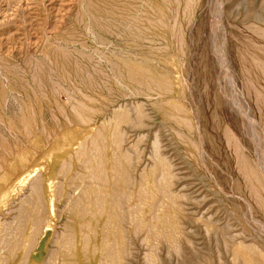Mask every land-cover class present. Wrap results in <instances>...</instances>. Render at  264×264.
Wrapping results in <instances>:
<instances>
[{
    "label": "rangeland",
    "instance_id": "obj_1",
    "mask_svg": "<svg viewBox=\"0 0 264 264\" xmlns=\"http://www.w3.org/2000/svg\"><path fill=\"white\" fill-rule=\"evenodd\" d=\"M0 184V264H264V0H0Z\"/></svg>",
    "mask_w": 264,
    "mask_h": 264
},
{
    "label": "bare ground",
    "instance_id": "obj_2",
    "mask_svg": "<svg viewBox=\"0 0 264 264\" xmlns=\"http://www.w3.org/2000/svg\"><path fill=\"white\" fill-rule=\"evenodd\" d=\"M87 12V11H86ZM89 13V12H88ZM99 20V19H98ZM99 29V28H98ZM140 31V30H139ZM56 64V63H55ZM81 119V118H80ZM80 121V120H79ZM82 130V129H81ZM77 132V130H76ZM75 132V130H69L66 131L64 133L61 134V136L58 138V140L56 141L55 145L53 147H51L45 154H44V158L51 163L52 165H55L59 159L63 156L66 155V153L69 152L70 149H73V147L75 146V144L77 143V141L79 140V136L83 135L85 132L84 131H80L79 134H77ZM78 148V147H77ZM79 149V148H78ZM28 152V151H27ZM23 156V155H22ZM25 159V156H24ZM26 161V160H25ZM11 176V175H10ZM9 178V177H8ZM5 180V179H4ZM20 180V179H19ZM17 180V181H19ZM37 181V180H36ZM10 183V182H9ZM22 182H18L17 184H21ZM24 184V183H22ZM48 191L51 195L52 193V184L48 183ZM81 184V183H80ZM1 185V184H0ZM14 186V183H13ZM12 186V187H13ZM19 186V185H18ZM23 186V185H22ZM11 190V189H10ZM36 191V190H35ZM8 192V191H7ZM6 192V194H7ZM11 193H15V190L12 189ZM48 193V192H47ZM36 194V193H35ZM8 196V195H7ZM35 197V196H34ZM3 198L0 197V201ZM7 201V200H6ZM1 204V203H0ZM3 204V203H2ZM50 210L51 212L53 211V203L51 202L50 204ZM22 212V211H21ZM36 216V215H35ZM32 227V226H31ZM21 230V229H20ZM35 230V229H34ZM13 247V246H12ZM246 257V256H245ZM111 258V257H110ZM250 264V262H249Z\"/></svg>",
    "mask_w": 264,
    "mask_h": 264
}]
</instances>
